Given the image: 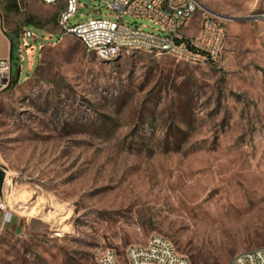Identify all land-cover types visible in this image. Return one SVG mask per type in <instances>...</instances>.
<instances>
[{
  "label": "rangeland",
  "instance_id": "374dc122",
  "mask_svg": "<svg viewBox=\"0 0 264 264\" xmlns=\"http://www.w3.org/2000/svg\"><path fill=\"white\" fill-rule=\"evenodd\" d=\"M245 1L213 9L236 18L217 64L101 60L74 35L23 48L19 82L13 70L0 91V166L34 227L1 239L0 264H99L154 234L190 264L264 246V5ZM89 5L71 23L96 18Z\"/></svg>",
  "mask_w": 264,
  "mask_h": 264
},
{
  "label": "built area",
  "instance_id": "2783aa9c",
  "mask_svg": "<svg viewBox=\"0 0 264 264\" xmlns=\"http://www.w3.org/2000/svg\"><path fill=\"white\" fill-rule=\"evenodd\" d=\"M46 4L66 3L59 26L62 35L76 36L87 52L101 60H114L122 54L147 52L156 56H170L179 61L197 65L220 63L224 57L229 30L225 20L202 10L199 32L194 36L185 33L191 18L199 11L196 0H101L98 6L116 13L115 19L104 16L86 22L71 23L78 13L79 0H41ZM126 17L151 19L160 32L145 30L126 22ZM10 59L0 60V91L9 83L12 74ZM3 168L0 167V171ZM6 172L3 191L0 193V211L4 223L13 221L15 210L9 205V174ZM57 231L56 235L61 236ZM99 264H190L178 253L174 244L161 234H154L146 245L130 246L121 258L113 249L103 251ZM228 264H264V246L238 253Z\"/></svg>",
  "mask_w": 264,
  "mask_h": 264
},
{
  "label": "crops",
  "instance_id": "0c3cea01",
  "mask_svg": "<svg viewBox=\"0 0 264 264\" xmlns=\"http://www.w3.org/2000/svg\"><path fill=\"white\" fill-rule=\"evenodd\" d=\"M100 1L79 0V4H92L88 8H96L94 11L98 15L97 17H100L103 16L102 8L98 6ZM196 1L199 3L200 9L207 8L212 11H215L213 9L219 7L216 4L221 2V0ZM263 3L264 0H246L244 4L248 8H252L264 5ZM65 8L66 3L64 1L46 4L41 0H0V60L10 59L13 42L18 43L22 58L21 51L27 46L30 47L29 50L32 49L31 51L35 53L36 45L30 43L32 40L35 42L41 40L39 44V49H41L43 43L62 38L59 19ZM201 22L202 12L199 10L189 21L185 33L189 36L196 35L200 30ZM33 224L32 221L18 214L14 215L11 223H4L3 213L0 211V242L7 234L22 236L26 232L32 231Z\"/></svg>",
  "mask_w": 264,
  "mask_h": 264
},
{
  "label": "trees",
  "instance_id": "16d2710c",
  "mask_svg": "<svg viewBox=\"0 0 264 264\" xmlns=\"http://www.w3.org/2000/svg\"><path fill=\"white\" fill-rule=\"evenodd\" d=\"M18 43L17 42H13L12 43V48H11V56H10V60H11V63H12V69L14 71H16L19 67H22V58L20 56V52H19V49H18ZM19 82V79H17L15 77V75L12 77V80L10 81L9 85L12 87V86H15L17 85V83Z\"/></svg>",
  "mask_w": 264,
  "mask_h": 264
},
{
  "label": "water",
  "instance_id": "95a60500",
  "mask_svg": "<svg viewBox=\"0 0 264 264\" xmlns=\"http://www.w3.org/2000/svg\"><path fill=\"white\" fill-rule=\"evenodd\" d=\"M204 10H206L207 12H209V13L213 14L214 16L221 18L223 20H235L236 19L235 17L228 16V15H222L218 12L212 11V10L207 9V8H204ZM262 17H264V16H261V15L254 16V18H262ZM20 72H21V67H19L15 71V77L17 79L19 78ZM5 178H6V172L1 170L0 171V193L3 191Z\"/></svg>",
  "mask_w": 264,
  "mask_h": 264
},
{
  "label": "bare ground",
  "instance_id": "6f19581e",
  "mask_svg": "<svg viewBox=\"0 0 264 264\" xmlns=\"http://www.w3.org/2000/svg\"><path fill=\"white\" fill-rule=\"evenodd\" d=\"M32 211H34V210L32 209Z\"/></svg>",
  "mask_w": 264,
  "mask_h": 264
}]
</instances>
